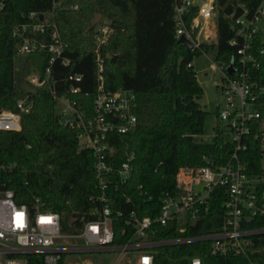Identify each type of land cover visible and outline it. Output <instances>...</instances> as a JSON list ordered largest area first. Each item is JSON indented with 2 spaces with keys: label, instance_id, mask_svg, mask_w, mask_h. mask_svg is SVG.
Returning <instances> with one entry per match:
<instances>
[{
  "label": "trees",
  "instance_id": "obj_1",
  "mask_svg": "<svg viewBox=\"0 0 264 264\" xmlns=\"http://www.w3.org/2000/svg\"><path fill=\"white\" fill-rule=\"evenodd\" d=\"M262 0H216V40L202 44L223 64L231 60L237 45H230L237 25L231 14L242 5L251 16ZM0 110H16V100L24 90L23 81L30 71L27 58L16 66L19 39L13 29L31 22L28 16L35 11L46 16V33L29 34L49 42L55 25L66 43L64 57L70 61L53 64L52 78L57 89L66 85L61 79L68 73H81L79 84L92 95L96 91V26L90 22L95 13L107 19L111 32L101 45L104 58V88L130 89L136 94L135 129L117 133L111 139L115 148L114 164L119 165L133 153V171L120 182L109 184V200L113 210L124 214L136 210L139 215H154L159 198L176 192V173L181 166L223 164L231 153V144L223 129L214 126L211 141L201 139L206 111L200 105L201 85L193 69L192 58L201 53L179 42L173 20L174 0H0ZM192 9L188 22L194 15ZM40 18L37 17L36 21ZM256 47L264 45L259 35ZM45 51V50H44ZM32 63H47L45 52L30 53ZM260 66L254 78L264 86V54L258 56ZM189 63H191L189 65ZM33 107L21 115L20 130L0 131V190L11 189L17 203L32 205L36 197L42 207L58 212L65 230H77L83 221L94 218L92 210L99 207L98 186L92 150L80 147L75 129L59 122L55 101L45 90L33 93ZM264 118V94L257 105ZM245 152L246 169L250 174H262V152L258 141ZM131 200L127 201L126 197ZM151 196V198H150ZM221 189H215L207 208L200 216L179 231L174 221L159 226L158 238H175L206 234L221 228L223 200ZM122 218L114 221L115 243L127 236L119 235ZM264 225V219L250 226ZM254 249L248 255H213L208 240H195L159 248L158 258L164 263L180 259L183 254L199 255L203 264H264V234L254 237ZM31 264H44L41 254L27 255ZM35 260V261H34Z\"/></svg>",
  "mask_w": 264,
  "mask_h": 264
},
{
  "label": "built area",
  "instance_id": "obj_2",
  "mask_svg": "<svg viewBox=\"0 0 264 264\" xmlns=\"http://www.w3.org/2000/svg\"><path fill=\"white\" fill-rule=\"evenodd\" d=\"M242 8L243 12L233 19L237 25L236 35L229 39L230 45H237L236 53L228 62L219 64L212 53L202 48V44L216 40V0H174L176 37L185 35L193 44L190 49L209 55L210 67L222 72L223 82L217 83L222 100L217 103L220 108L216 114L222 121L218 127L224 130L231 144V153L220 165L179 167L175 177L176 192L161 195L155 214L143 216L134 209L126 214L113 210L109 200L110 182L114 177L120 182L129 178L134 157L130 153L115 166L111 139L117 133L134 130L137 118L134 91L104 88V58L100 47L111 32L108 21L100 19L95 25L97 87L92 95L83 91L79 84L83 80L81 73H68L61 79L66 85L58 91L57 80L51 74L57 60L66 66L70 64L63 55L66 43L55 25L50 30L49 42L29 34L46 33L48 23L44 14L28 13L31 22L17 25L12 31V35L20 40L17 52H45L47 63L42 67L34 66L26 75L30 87L16 100L17 109L0 110V131L20 130L21 115L33 107V93L37 90L49 92L59 119L71 116L67 125L75 129L79 146L92 150L101 205L91 211L95 217L83 221L79 229L65 230L61 215L43 208L38 197L30 206L17 203L11 189L0 190V264H31L27 257L30 254H41L44 264H179L175 260L162 263L158 258L159 248L195 240H208L213 255H248L253 251L254 237L264 234V225L250 226L252 221L264 219V173H248L243 154L249 152L253 141H258L264 157V118L257 107L264 86H260L253 75L260 66L258 56L264 54V45L259 48L255 45L256 37H260L258 22L264 21V0L251 16H247L245 7ZM192 9L195 13L188 22L187 16ZM37 17L39 21H36ZM230 65L232 72L227 69ZM215 189H221L225 197L221 228L193 236L157 237L158 227L171 221L176 223L179 231H184L189 223L198 219L202 209L207 208ZM126 200L131 197L127 196ZM118 218L123 220L119 235H128L123 243L114 242V221ZM116 250L133 253V257L104 263L91 260L78 263L74 258L75 254ZM180 259L184 260L183 264H203L199 255L183 254ZM249 264L259 263L250 260Z\"/></svg>",
  "mask_w": 264,
  "mask_h": 264
},
{
  "label": "rangeland",
  "instance_id": "obj_3",
  "mask_svg": "<svg viewBox=\"0 0 264 264\" xmlns=\"http://www.w3.org/2000/svg\"><path fill=\"white\" fill-rule=\"evenodd\" d=\"M104 21L107 22L108 20L104 18ZM258 24L260 27V38L262 41H264V21H259ZM207 56L209 55L204 53L194 55L192 58V64L193 69L196 72V78L201 85V95L198 98V101L202 108L206 111L201 139L205 141H211L215 134L214 126L221 125L222 123L216 112L220 108L217 103H221L222 100L220 88L217 83H222L223 79L222 72L218 68L212 69L210 67L212 60H209ZM27 58L31 62L30 68L32 69L35 65L32 63V60L36 57H29L27 54H18L16 56V66H20ZM22 86L24 87V90H28L30 87V85L25 81H23ZM261 168L264 170V157L261 159ZM131 257H133V253H119L117 250L109 252L92 251L87 252L84 255L78 256L75 254L74 256L75 262L78 263L88 262V260L104 263L112 262L114 260L117 261V259L122 260L121 258L126 259Z\"/></svg>",
  "mask_w": 264,
  "mask_h": 264
},
{
  "label": "water",
  "instance_id": "obj_4",
  "mask_svg": "<svg viewBox=\"0 0 264 264\" xmlns=\"http://www.w3.org/2000/svg\"><path fill=\"white\" fill-rule=\"evenodd\" d=\"M243 12V8L241 5H237L234 11V14L232 15V19H235L237 16H239L241 13ZM42 18V16H41ZM101 19V14L100 13H95L93 18L91 19L90 25L91 27H93L94 25H96V23H98ZM179 42H183L184 44H186L189 48H191L193 46L192 42L185 37V35H181L178 38ZM229 72L233 71V67L232 65H230L228 68ZM71 119V116H66V117H62L59 119V122L61 125L66 126L68 121Z\"/></svg>",
  "mask_w": 264,
  "mask_h": 264
}]
</instances>
